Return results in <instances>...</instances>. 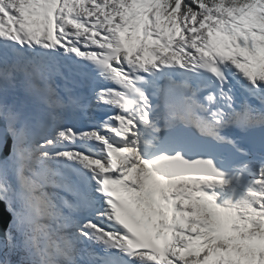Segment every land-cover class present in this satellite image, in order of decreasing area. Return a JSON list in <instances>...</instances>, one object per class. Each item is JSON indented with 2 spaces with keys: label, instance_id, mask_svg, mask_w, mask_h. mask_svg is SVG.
I'll list each match as a JSON object with an SVG mask.
<instances>
[{
  "label": "snow or ice",
  "instance_id": "1",
  "mask_svg": "<svg viewBox=\"0 0 264 264\" xmlns=\"http://www.w3.org/2000/svg\"><path fill=\"white\" fill-rule=\"evenodd\" d=\"M0 202V264H264V0H0Z\"/></svg>",
  "mask_w": 264,
  "mask_h": 264
},
{
  "label": "water",
  "instance_id": "2",
  "mask_svg": "<svg viewBox=\"0 0 264 264\" xmlns=\"http://www.w3.org/2000/svg\"><path fill=\"white\" fill-rule=\"evenodd\" d=\"M0 210H3V204L0 202Z\"/></svg>",
  "mask_w": 264,
  "mask_h": 264
}]
</instances>
